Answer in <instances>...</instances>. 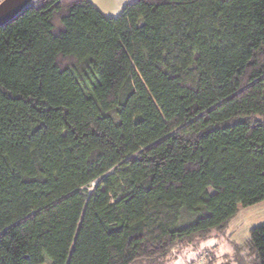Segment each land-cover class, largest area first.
<instances>
[{"label": "trees", "instance_id": "obj_1", "mask_svg": "<svg viewBox=\"0 0 264 264\" xmlns=\"http://www.w3.org/2000/svg\"><path fill=\"white\" fill-rule=\"evenodd\" d=\"M261 202L264 0H30L0 26V264L166 259ZM233 249L264 264V222Z\"/></svg>", "mask_w": 264, "mask_h": 264}, {"label": "rangeland", "instance_id": "obj_2", "mask_svg": "<svg viewBox=\"0 0 264 264\" xmlns=\"http://www.w3.org/2000/svg\"><path fill=\"white\" fill-rule=\"evenodd\" d=\"M105 15L117 16L126 3L133 0H91ZM264 203V202H263ZM264 222V204L240 207L222 235L211 233L205 240L184 244L166 259H143L133 264H207L205 256L213 254V264H236L233 244H241L250 238L251 229Z\"/></svg>", "mask_w": 264, "mask_h": 264}, {"label": "water", "instance_id": "obj_3", "mask_svg": "<svg viewBox=\"0 0 264 264\" xmlns=\"http://www.w3.org/2000/svg\"><path fill=\"white\" fill-rule=\"evenodd\" d=\"M30 0H2L0 2V26L20 13Z\"/></svg>", "mask_w": 264, "mask_h": 264}, {"label": "crops", "instance_id": "obj_4", "mask_svg": "<svg viewBox=\"0 0 264 264\" xmlns=\"http://www.w3.org/2000/svg\"><path fill=\"white\" fill-rule=\"evenodd\" d=\"M262 204H264L263 202H261ZM260 204V203H259Z\"/></svg>", "mask_w": 264, "mask_h": 264}]
</instances>
